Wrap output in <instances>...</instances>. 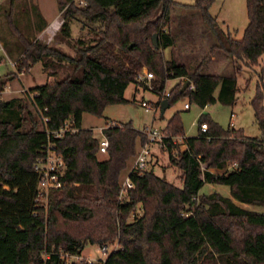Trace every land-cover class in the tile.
Listing matches in <instances>:
<instances>
[{"label": "trees", "instance_id": "16d2710c", "mask_svg": "<svg viewBox=\"0 0 264 264\" xmlns=\"http://www.w3.org/2000/svg\"><path fill=\"white\" fill-rule=\"evenodd\" d=\"M56 1L62 21L54 36L60 40L70 41L74 19L92 23L90 37L74 40V54L34 35L26 2H0L2 41L16 65L0 78V91L36 62L50 67L53 76L21 96L0 98V264H64L63 254H80L87 243L115 238L120 246L104 260L68 264H264V211L236 202L264 203V61L259 62L264 0H246L248 22L240 38L216 25L209 11L213 0L189 4L218 39L210 49L219 47L231 56L235 72L242 64H259L251 104L261 134L222 127L201 112L197 133L185 136L175 112L164 128V141L182 185L151 168L132 170L133 186L124 199L118 198L119 175L145 134L129 121L107 125L102 129L108 138L106 157L98 158V139L92 128L81 125L83 112L100 115L105 105L126 101L130 82L146 85L136 79L143 68L153 73L150 84L161 94L160 103L165 98L168 105L183 95L201 107L217 100L232 104L236 74L203 72L200 65L189 70L165 58L163 48L173 43L169 8L175 0ZM59 67L66 73L59 76ZM175 77L183 78L182 83L165 95L167 79ZM186 79L193 88L189 83L182 89ZM67 120L76 130L66 129L61 136L48 132ZM201 122H206L205 130ZM174 135L183 136L184 148ZM48 141L63 155L65 169L63 185L50 191L45 209L35 199L38 173L33 162ZM205 182L228 185L230 195L199 192ZM137 208L141 214L128 219Z\"/></svg>", "mask_w": 264, "mask_h": 264}, {"label": "rangeland", "instance_id": "374dc122", "mask_svg": "<svg viewBox=\"0 0 264 264\" xmlns=\"http://www.w3.org/2000/svg\"><path fill=\"white\" fill-rule=\"evenodd\" d=\"M0 1L2 2L3 0ZM175 1L177 3L170 6V8L172 7V9L169 8V11L171 10V14L173 15V17L179 19V22H181V20L183 22L184 19H190V21L194 23L193 28L190 31L191 33L194 30L193 32L196 34L194 39V46L192 47L193 52L188 53L185 59L187 65L190 66V64L194 62L195 58H197V54L205 52L204 50H206V46L208 47L206 53H208L207 51L209 50V47L212 46V43L209 42L214 41L217 44L218 39L211 27L203 20V18L198 16L197 12H193V9H198L190 6L189 4H192L195 0ZM50 6L52 12L55 11V13H57L56 0H50L48 2V7ZM209 11L216 17V25L220 29H222L223 31H230L232 36L236 38H240L242 36L243 30L248 22L246 0H213L209 7ZM171 14H169V18ZM31 21L33 26L32 17ZM91 25L92 23L84 21L82 17H79L77 19H74L71 23V35L69 42L62 41L57 36H54L57 31L53 34L51 40L48 41L47 37H45L44 40L42 39V41H48V43L57 45L66 52L74 54V40L78 37H83L85 39L90 37L91 33L89 32V30ZM2 38L3 37H1L0 33V78L7 72L16 69L14 61L9 60L10 55L7 53ZM215 53L216 55H218L216 61H220V66H216L214 72L236 74L237 90L235 93L236 99L234 103L225 104L217 100L213 103L207 104L204 108H201V106H199L198 104L189 102L188 96L183 95L173 101L164 109L163 112H161L160 98L162 96L159 92L151 88L150 82H147L146 85H143L140 82H130L124 90V97L126 98V101L109 103L105 105L100 115H96L86 111L83 112L81 125L83 127L92 128L93 135L97 139H100L103 136L101 127H103L105 125V122L109 119H114L121 122L129 121L136 129L140 131H142L146 126H153L165 133L164 128L167 124L168 119L172 116L173 113L178 112L183 124L184 134L185 136H189L195 135L197 133V118L201 112H206L222 127L234 126L236 128H241L245 135H260L261 130L255 119L254 109L251 104V99L254 96L256 90L259 64H256L254 66L242 64L241 70L235 72L233 59L231 56L227 55L222 49L217 50ZM263 61L264 54H262L259 58L260 63H262ZM210 62L211 61L209 57L206 56L202 65L205 67ZM204 67L201 70L212 73V71H207V69H205ZM50 71V67H43L40 63L32 65L30 70L21 72V74L19 73L20 75L18 74L14 78L8 80L3 88L4 91H0V97L9 99L14 96L23 95V93L28 90L30 86L41 84L45 82L46 79L48 80L53 77L49 75ZM66 71L67 69L59 67L57 74L61 76L65 74ZM182 79L183 78L177 77L167 79L164 91L168 92L174 84L182 83ZM142 100H146L148 102L147 109L142 106ZM185 102H189L190 107L185 108ZM231 112H233V114H231ZM173 139L176 141L179 148H182L183 138L180 135H174ZM139 143L140 140L137 141L136 150L139 147ZM97 157H106V153L98 152ZM133 157L134 155L128 160L126 167L120 173V181L124 178L125 174L130 169ZM168 160L169 157L167 149H165V147H159L157 144L153 143L151 146L149 167L153 169V171L157 175L165 177L167 180L177 186H181L182 182L179 179L180 171L176 166L169 164ZM210 169L213 171H220L216 168ZM212 191H218L224 195H230L228 185L219 183L205 182L199 190V192L201 193H208ZM236 202L248 209L264 211V203L252 204L237 200ZM128 219H131V216H129ZM104 243L107 244L109 251L112 248L120 246L116 238L107 240ZM101 244L102 243H87L83 247L81 255L85 259L92 258L94 259V261H98L102 257L101 253L98 252V248Z\"/></svg>", "mask_w": 264, "mask_h": 264}, {"label": "built area", "instance_id": "2783aa9c", "mask_svg": "<svg viewBox=\"0 0 264 264\" xmlns=\"http://www.w3.org/2000/svg\"><path fill=\"white\" fill-rule=\"evenodd\" d=\"M80 4L84 3V0H75ZM153 77V73L148 71L147 69H141L137 75L136 79L138 81L147 83ZM190 88H193V84H189ZM165 95H168V92H165ZM142 106L146 109L148 108V102L146 100L141 101ZM184 107H189V102L184 103ZM233 114V113H231ZM71 122L68 120L62 125L59 129L52 130L48 132L54 133L55 136H61L64 130L71 129L76 130L74 127H70ZM118 121L114 119H109L105 122V125L101 127V130L110 124H116ZM207 128L206 122L200 123V129L205 130ZM142 132L145 134L144 141L139 143V147L134 154L132 163L130 165V169L125 174L124 178L120 181V190L118 193L119 199H124L127 190L133 186V182L129 177L130 171H143L149 169V160L151 156V146L152 144H157L159 147H165L164 137L166 134L163 131L153 127V126H146ZM103 133V132H102ZM174 140V139H173ZM175 141V140H174ZM108 146V138L103 134V136L98 139V152L106 153ZM174 154V151H173ZM231 166H235L236 163L233 162L230 164ZM33 169L38 173V183H37V193H36V201L38 204L42 205L45 209L48 205V196L52 189L58 188L63 185V181L61 180V175L65 169V160L63 155L57 150L54 142L48 141L43 149V154L36 158L33 162ZM141 214V209L137 208L131 213V219L134 218L136 215ZM119 247V246H118ZM116 248V247H115ZM113 249V248H112ZM98 252L101 253L102 257L99 260H104L106 255L109 253V249L106 243H103L99 246ZM64 264H68L71 261H79L81 259H85L81 253L80 254H70L65 253L63 254ZM89 262H94L92 258H86ZM98 260V261H99Z\"/></svg>", "mask_w": 264, "mask_h": 264}, {"label": "crops", "instance_id": "0c3cea01", "mask_svg": "<svg viewBox=\"0 0 264 264\" xmlns=\"http://www.w3.org/2000/svg\"><path fill=\"white\" fill-rule=\"evenodd\" d=\"M23 1L29 5L31 17L33 19V28H34L35 36L41 40L42 39L44 40L45 37H47L48 41L51 40L53 37V34L58 30L59 25L62 21V16L60 15L61 11L58 8L57 1H56L57 13H55V11L52 12L51 6L48 7V2L50 0L49 1L48 0H23ZM170 9H172V7ZM169 12H170L169 14H171V10ZM193 12L194 13L197 12L198 16L202 17L198 10L193 9ZM193 24L194 23H192L190 19H184L183 22L182 20L181 22H179V19L174 18L172 14L170 15L169 31L173 37V43L163 48L164 56L168 60L174 59L176 62L185 64L189 70H192L193 68L199 65H200V70L203 69L204 66L202 64L205 60V57L207 56L209 57L211 62L208 65H206L204 68L207 69V71H212V73H216L214 71L216 69V66H220V61L219 60L216 61L218 55H216L215 52L221 49L219 47H215L214 49H210L211 47H209V50L207 51L208 53H206V50L208 48L206 46L205 48L206 50H204L205 52H201L200 54H197L196 56L197 58H195L194 62L190 64V66L187 65V63L185 62L187 54L190 52H193L192 47L194 46V41H195L194 39L196 36V34L193 32L194 30L190 33L191 29L193 28ZM48 41H45V42H48ZM209 43H212V45L216 44L214 41H211ZM9 60L12 61L11 59ZM36 63H40V62H36ZM36 63H34L33 65H35ZM219 74L225 75L224 73H219ZM27 86H30V85H27ZM189 107H190V104H189ZM204 107H201V108H204ZM181 137L183 138V136ZM182 145H183L182 148H184L185 144L182 143ZM229 167H232V166L229 165Z\"/></svg>", "mask_w": 264, "mask_h": 264}, {"label": "water", "instance_id": "95a60500", "mask_svg": "<svg viewBox=\"0 0 264 264\" xmlns=\"http://www.w3.org/2000/svg\"><path fill=\"white\" fill-rule=\"evenodd\" d=\"M153 41L155 45H157V40H156V33L153 34ZM190 83L189 79H186L183 83L182 89L185 88L188 84ZM168 106V103L165 98L161 100L160 107H161V112L164 111V109Z\"/></svg>", "mask_w": 264, "mask_h": 264}]
</instances>
